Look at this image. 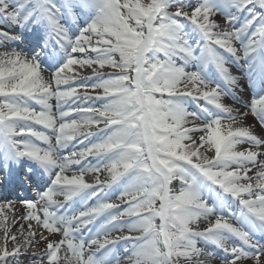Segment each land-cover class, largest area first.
I'll use <instances>...</instances> for the list:
<instances>
[{
    "label": "snow or ice",
    "instance_id": "1",
    "mask_svg": "<svg viewBox=\"0 0 264 264\" xmlns=\"http://www.w3.org/2000/svg\"><path fill=\"white\" fill-rule=\"evenodd\" d=\"M22 160L50 186L19 235L0 200V264H108L121 242L128 264H264V0H0V164Z\"/></svg>",
    "mask_w": 264,
    "mask_h": 264
},
{
    "label": "bare ground",
    "instance_id": "2",
    "mask_svg": "<svg viewBox=\"0 0 264 264\" xmlns=\"http://www.w3.org/2000/svg\"><path fill=\"white\" fill-rule=\"evenodd\" d=\"M188 31H191V29H187ZM45 36H44V33L41 32L39 34V36H33V34L31 32L27 33V37H26V44L25 45H22L24 46V49L25 51H28L29 47L32 46L33 42L34 41H37L39 42V45H42L43 44V40H44ZM33 51L35 52H39L40 51V47L37 46L33 49ZM51 51V49L49 50ZM56 51L62 56L63 53L62 52H59V49H56ZM40 60H41V63L42 65L45 67V68H48L49 67V64L51 63V61L49 60V57L44 55V57L40 56L39 57ZM50 70H53V69H50ZM231 70H235L236 72H238V74H234L236 75V77L238 78L239 80V83H240V86H241V89H243V91L241 92L240 94V99L241 100H246L247 99V96L249 94V91H248V88H247V85H246V79H245V73H246V69L244 68V66H242L240 63H233V66L230 68V71ZM107 71H111V69H107ZM213 71V69H212ZM225 102L229 105H233L234 104V101L232 100L231 97H226L225 98ZM50 103L53 105V111L55 112L56 109H55V105H56V100L53 98ZM37 107V110H39V106H36ZM188 107L190 110H193V111H196V105L189 102L188 104ZM236 107H240V105H236ZM249 122H252L251 121V118H249ZM37 128V130H40V131H45L48 135L52 136V132L51 130H48V129H44L42 126L40 125H36L35 126ZM35 143H37L40 147H47V145H45L43 142L41 141H34ZM53 143H55V139H54V136H53ZM71 149L70 148H66L64 150H61L58 152L59 155H67L69 153ZM91 159V158H89ZM20 163V166L13 172L11 171L10 169H6L3 167V164H0V175L1 177H4V176H11L12 174H14V178L11 180V183L15 186V187H20V188H23L24 186V183L23 185L17 181V178H18V172L20 171H24V165H27L29 164V166H31L33 168V170H31L30 172H33L30 173V181L31 182V185H33V188L35 187V192L36 191H43L44 188H46L47 186H50L49 183H50V174L49 172L46 170V168L42 165H40L39 163H36L34 161H31V160H22L19 162ZM77 166H73V168H76ZM36 172H39V174H41V180L39 181V176L37 177L36 176ZM67 175H72V172H68L66 173ZM35 175V176H34ZM20 177V176H19ZM100 177H104V178H107V173L106 172H102L99 176ZM26 180H28V177H25ZM95 176L94 175H90V176H85V180L87 182H90L92 180H94ZM95 181V180H94ZM175 183V182H174ZM120 190H121V187L119 185H115L113 186L112 189L109 190L108 192V196L110 198L113 199V201H115V197L119 195L120 193ZM35 195V193L31 194L30 198H28V192H23V194L21 196H19L20 198H18V200H9L7 197L3 196L2 198H0V200H9V201H12L13 202V208H14V211H9V210H5L8 214V217H9V220H8V223L10 226H12V233L13 234H16V235H19V230H20V225H23L25 229H27V226L29 224V221L27 220H21L20 217L24 216L26 214V211L23 207V205H21L20 203H18L19 200H22V199H31L33 198ZM56 200L62 202L63 199H62V196H56L55 197ZM94 203V201H89V206H91L92 204ZM73 208L79 212L81 210H83V207L84 205H81V203L77 204V203H74L73 205H71V208ZM123 207V206H122ZM63 211V210H62ZM13 221H19L18 224H13ZM33 225H35V222L32 221L31 222ZM99 224V222H98ZM98 224H95V227H92L93 228V232H95L96 230V227L98 226ZM206 226V222H201L199 223L198 227L200 230H202L204 227ZM125 235H127L128 233L125 231L124 233ZM0 235H2V230H0ZM116 235H119V233L117 232H113L112 233V236H116ZM134 235H138V234H134ZM53 239H56V240H59L61 239L62 237L57 234L56 236L54 237H51ZM37 239H38V236H37ZM257 239L261 240L262 243H264V237H260L259 235L257 236ZM203 242H201V245H202ZM238 243V241H237ZM127 245L124 243V242H121L120 244L116 245L115 248L112 250V252L110 253H106L105 254V259L108 260V264H116L115 262V258L116 256L120 257V264H128V261H127V256H128V253H125L124 252V248L126 247ZM11 247V245H10ZM46 245L44 244L43 241H40L39 243H36L35 244V247L34 248H30L29 249V252L27 253V255H31L32 252H43L44 249H45ZM207 251H213L214 250V246L212 245H208L207 246ZM103 251V250H102ZM62 255L64 254L63 250H62ZM220 255H222V253H219ZM67 255L71 256L70 253H67ZM21 264H28L27 260H25L23 257L21 258ZM205 264H219V260L218 259H215L213 258L212 260H206L205 261Z\"/></svg>",
    "mask_w": 264,
    "mask_h": 264
}]
</instances>
